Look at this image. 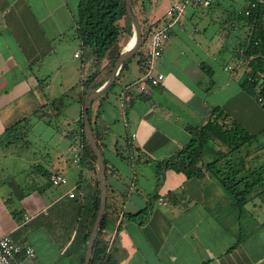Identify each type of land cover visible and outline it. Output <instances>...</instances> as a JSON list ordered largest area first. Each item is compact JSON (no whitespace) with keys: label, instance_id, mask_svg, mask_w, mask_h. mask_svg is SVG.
<instances>
[{"label":"crops","instance_id":"1","mask_svg":"<svg viewBox=\"0 0 264 264\" xmlns=\"http://www.w3.org/2000/svg\"><path fill=\"white\" fill-rule=\"evenodd\" d=\"M172 1L137 0L139 24L160 23ZM238 1L187 4L153 62L161 82L146 93L135 84L147 35L120 70L118 86L89 104L90 128L104 164L106 236L118 264H264V147H240L244 168L261 171L260 183L240 204L203 166L187 175L160 163L189 140L185 127H198L215 106L252 138L264 132L261 101L240 86L244 66L234 65L233 52L246 27L229 13L242 10L248 0ZM76 2L0 0V234L30 244L37 264H81L82 235L91 216V199L76 186L93 183L94 172L70 159L82 90L76 82L85 76L87 61H80L72 82L70 67L54 59L56 45L67 36L74 39L71 56L80 59L73 55L80 51L71 23ZM213 7L224 13L214 18ZM224 39L230 45L221 55L218 43ZM56 114L67 129L56 125ZM40 123L43 128L35 131ZM50 171L62 172L66 182L51 185ZM142 208V220L128 217ZM75 237V254L59 256ZM40 239L58 254L46 258L34 241Z\"/></svg>","mask_w":264,"mask_h":264},{"label":"trees","instance_id":"2","mask_svg":"<svg viewBox=\"0 0 264 264\" xmlns=\"http://www.w3.org/2000/svg\"><path fill=\"white\" fill-rule=\"evenodd\" d=\"M129 1L133 9L137 0ZM138 1L141 4L142 0ZM229 15L231 20L240 22L246 27L240 47L237 45L233 52L234 65L244 66L240 86L249 93L255 94L256 97H261L264 95V80L261 79L264 78V0L256 1L255 6L250 8L247 14H243V11L240 10L231 11ZM71 20L73 33L79 41L80 51L77 55H79L80 61H87L95 66V69L83 77L80 76L76 82V85L81 86L82 90L77 99L80 105L76 121L77 137L72 140V143L78 142L82 146L79 163L94 172L93 183H80L76 186L91 199L90 221L82 235L85 247L97 207L99 190L95 157L82 130L81 105L87 93L86 90L96 89L107 78L113 62L122 50L120 37L129 32L130 23L123 0H77ZM155 24L156 21L144 27L140 25L142 43L130 57L119 64L110 86L115 83L120 70L126 66L131 57L140 51L149 30ZM100 63H102V67L98 70L96 67ZM141 63L143 68V57ZM110 86L99 97L106 93ZM261 104L264 108V101ZM88 111L89 105L87 116ZM185 129L190 133L189 140L162 159L160 163L163 167H170L187 175L199 173L203 166L206 170L211 171L224 190L232 196L237 204H240L253 185L260 183L261 171L244 168V155H239L240 147L250 142L252 134L217 106L209 110L208 116L198 127L186 126ZM93 137L96 139L94 134ZM211 143L214 145L212 146ZM204 157L207 159L203 160ZM106 207L105 202L88 264H118L107 248ZM128 217L142 220L144 208L134 214H129ZM84 247L79 257V263L82 261Z\"/></svg>","mask_w":264,"mask_h":264},{"label":"built area","instance_id":"3","mask_svg":"<svg viewBox=\"0 0 264 264\" xmlns=\"http://www.w3.org/2000/svg\"><path fill=\"white\" fill-rule=\"evenodd\" d=\"M212 0H173L171 4L166 8L165 15L161 22L154 25L148 32V39L145 43L144 55H143V71L139 78L135 81L138 91L141 93L148 92L149 86L158 85L163 74L161 72L153 71V62L157 59L163 49L165 41L169 37L171 27L177 22L181 16L185 6L187 4H207ZM256 1L248 0L244 8H242L243 14H247L249 9L254 7ZM73 55H77L74 52ZM226 65L224 68H229ZM259 101H264V95L259 97ZM133 135V134H132ZM82 146L78 142H74L70 145L71 162L75 165H79ZM47 180L51 185H59L66 182V177L60 171H50L47 175ZM68 196L73 195V189L71 188L67 192ZM25 216L24 218H26ZM111 243V237H108L107 248ZM34 248L30 244L14 241L11 239L7 232L0 234V264H37L34 261Z\"/></svg>","mask_w":264,"mask_h":264},{"label":"water","instance_id":"4","mask_svg":"<svg viewBox=\"0 0 264 264\" xmlns=\"http://www.w3.org/2000/svg\"><path fill=\"white\" fill-rule=\"evenodd\" d=\"M125 10L127 13V16L130 21L131 25V34L132 36V42L130 45L124 47L118 54L117 58L112 64V67L110 69V72L107 76V78L104 80V82L97 87L96 89L91 90L83 99L82 105H81V118H82V130L85 135V138L87 140V143L89 144L94 157L96 161V169H97V180H98V202L97 207L95 211V215L91 224L90 231L88 233V236L85 241V247L84 252L82 256L81 264H88L90 252L93 244V240L95 238V235L97 233V229L100 225V221L102 218L103 213V207L105 202V176H104V164L103 160L98 148V145L93 137L92 130L90 128L88 116H87V107L91 103L92 100L100 96L113 82L115 73L117 71V68L119 64L130 57L135 50L140 46L142 43V36H141V29L139 21L136 17V14L134 13L132 6L130 4L129 0H123Z\"/></svg>","mask_w":264,"mask_h":264},{"label":"rangeland","instance_id":"5","mask_svg":"<svg viewBox=\"0 0 264 264\" xmlns=\"http://www.w3.org/2000/svg\"><path fill=\"white\" fill-rule=\"evenodd\" d=\"M241 0H239L237 4H240ZM223 8L221 7H213V9L211 10V15L214 18H217V15H221L223 12ZM223 22V26L224 28L230 29L232 30V27H230L227 22H225L224 20H222ZM130 23V21H129ZM127 26V25H126ZM131 34V26L129 25V32L122 34V36L120 37V44L124 45ZM74 40L73 38H70V36H67L65 38L64 41H61L59 43V45H56V51L54 53V59L57 61H62L65 65L67 64L70 67V72H68V75H71V79L72 82L76 79L77 77V72L74 71L76 69V67H78L80 65V59L79 58H73L71 56L72 50L75 48V46H73L74 44ZM218 44H220V46L222 45V47H220V54L223 55L224 53H226L229 45H230V39H224L221 42H219ZM63 48V49H62ZM219 48V47H218ZM62 49V50H61ZM61 50V51H60ZM219 53V52H218ZM54 60V61H55ZM90 62H86L84 64H82V74L86 75L88 74L90 71H92L94 68L92 67V65L89 64ZM67 76V74H65ZM52 77V84L55 86L57 84L58 78H59V74L55 73V74H51ZM74 77V78H73ZM118 85L117 83L111 85L110 88H116ZM63 102L65 104H67L69 102L68 98L64 97ZM72 105V104H71ZM69 107V105H68ZM68 107H66L65 113H67V109ZM56 125H58L59 127L65 128L67 129L69 127V125L67 123H63L62 121V116L61 115H57L56 114ZM43 128V125L40 123L38 126L34 127V130H41ZM264 147V132L260 135H257L254 138H251L250 142L247 144L248 145H259ZM28 241L31 240V238L27 239ZM35 243L42 249V251L44 252V256L46 258H52L54 255H57V250L47 242L46 239H40V240H34ZM24 243V242H22ZM77 237H75L74 239L70 240V244L68 245L66 251L64 253H59V256L64 257V258H71V256H73L75 254L76 251V247H77ZM34 260H35V256H34Z\"/></svg>","mask_w":264,"mask_h":264},{"label":"bare ground","instance_id":"6","mask_svg":"<svg viewBox=\"0 0 264 264\" xmlns=\"http://www.w3.org/2000/svg\"><path fill=\"white\" fill-rule=\"evenodd\" d=\"M130 26H131V25H130ZM131 42H132V36L129 37L128 42H127V46L130 45Z\"/></svg>","mask_w":264,"mask_h":264}]
</instances>
